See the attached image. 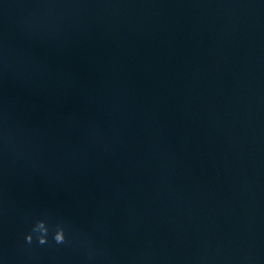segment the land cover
Wrapping results in <instances>:
<instances>
[{
	"label": "water",
	"instance_id": "95a60500",
	"mask_svg": "<svg viewBox=\"0 0 264 264\" xmlns=\"http://www.w3.org/2000/svg\"><path fill=\"white\" fill-rule=\"evenodd\" d=\"M0 264H264V0H0Z\"/></svg>",
	"mask_w": 264,
	"mask_h": 264
},
{
	"label": "clouds",
	"instance_id": "9594fccd",
	"mask_svg": "<svg viewBox=\"0 0 264 264\" xmlns=\"http://www.w3.org/2000/svg\"><path fill=\"white\" fill-rule=\"evenodd\" d=\"M32 233L37 234L36 239L40 245L48 243V228L44 221H38L32 229ZM33 241V235L30 233L26 236V242L31 243ZM53 241L56 244H65L67 238L65 235V228L58 225L53 235Z\"/></svg>",
	"mask_w": 264,
	"mask_h": 264
}]
</instances>
